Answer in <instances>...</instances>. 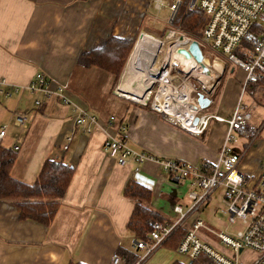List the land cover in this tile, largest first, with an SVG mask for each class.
I'll list each match as a JSON object with an SVG mask.
<instances>
[{
  "label": "crops",
  "instance_id": "crops-1",
  "mask_svg": "<svg viewBox=\"0 0 264 264\" xmlns=\"http://www.w3.org/2000/svg\"><path fill=\"white\" fill-rule=\"evenodd\" d=\"M149 11L151 0H0V131L6 126L0 145L17 153L11 175L33 184L48 159H62L74 167L50 225L21 219L17 206L0 199V264H110L121 248L136 253V264L143 250L135 247L137 239L127 228L135 207V200L124 193L131 179L152 190L151 206L166 219L176 217L175 204L185 209L191 205L190 181L175 180L157 159L136 170L135 163L122 165L107 155L104 141L120 135L121 125L126 127L122 135L131 146L158 159L175 158L198 166L217 161L226 122L211 119L204 133L192 135L150 107L128 104L137 99L117 88L118 95L115 73L98 66L88 55L103 47L111 36L134 39L143 30ZM146 36L143 32L137 41ZM206 57L221 78L218 85L223 83L216 100L212 94L217 87L209 94V111L229 117L239 99L244 73L222 58ZM39 71L46 74L54 91L64 89L69 102L54 92L41 106L36 105L40 94L28 86ZM243 103L254 115L256 107ZM80 111L98 118L90 134L76 126ZM17 113L29 115L27 125L15 123ZM263 154L264 142L259 141L241 162L252 179L261 172ZM193 218L181 229L186 231ZM205 223L208 228L200 230L201 238L229 253L216 232L235 231L237 227L227 219L223 229ZM167 240L138 264L192 262L178 251V244ZM255 257L256 253L249 250L240 260L248 264Z\"/></svg>",
  "mask_w": 264,
  "mask_h": 264
},
{
  "label": "built area",
  "instance_id": "built-area-1",
  "mask_svg": "<svg viewBox=\"0 0 264 264\" xmlns=\"http://www.w3.org/2000/svg\"><path fill=\"white\" fill-rule=\"evenodd\" d=\"M185 4L188 9L199 6L207 17L200 38L196 39L201 43L205 57L209 54L224 59L231 68L241 69L244 78L239 99L229 117L211 113L209 107L200 106L199 93L202 92L210 97L209 94L215 87H208L201 81L202 88L195 90L188 82V76L180 71L179 62L169 61V66L167 67L165 63L161 71L169 74L164 83L170 87L171 92L175 91L174 95L163 90L161 83L163 76L159 75L155 82L158 86L155 89L150 88L147 100H136L139 104L162 114L192 135L204 133L211 119L226 122L227 129L217 161L213 164L205 162L198 166L196 163L175 158L158 159L129 144L127 138L122 135L126 128L125 125L120 126V135L108 137L104 141L105 152L117 163L122 165L135 163L136 170H139L146 161L157 159L163 170L175 180L187 179L193 186L189 193L192 203L188 208L185 209L182 205L175 204L176 217L174 219L152 220L150 240L135 241V247L143 250V255L136 264L148 257L177 229L186 225L193 216L179 244L180 253L191 260L204 253L212 259L214 264H244L240 260V255L250 250L256 253V257L248 264H264V154L261 160V172L255 179H252L241 167L246 153L258 145L262 131L261 124L255 121L252 111L246 109L241 97L247 90L253 92L254 85L264 83V0H189L187 3L186 0H151V7L165 14L164 18L154 16L153 19L167 25L166 35H177L185 39V43L176 45L177 48L187 46L195 39L184 33L181 35L177 33L180 26L176 19ZM143 32L142 30L140 35ZM176 77L180 80L179 83ZM2 84L3 82L0 81V92H3ZM185 86H190L189 96L183 93ZM28 89L40 94L35 101L37 106H41L43 99L50 98L54 92L65 102H69L64 89L58 87L54 91L51 88V81L42 71L35 74ZM177 113L183 118L173 119L172 116H176ZM115 119V116H111V121ZM28 121V114H16L15 123L17 125L25 126ZM97 122V116L86 111H80L75 119L79 131L87 134L93 131ZM5 134L6 126L0 131V137ZM71 139L72 137H69L68 142ZM68 146L69 143L65 144V148ZM220 187L224 190L221 210L227 221L237 227L235 231L216 232L217 239L229 250V253L218 250L204 241L199 234L202 228H208V226L197 213ZM110 264L128 263L123 255L115 253Z\"/></svg>",
  "mask_w": 264,
  "mask_h": 264
},
{
  "label": "trees",
  "instance_id": "trees-1",
  "mask_svg": "<svg viewBox=\"0 0 264 264\" xmlns=\"http://www.w3.org/2000/svg\"><path fill=\"white\" fill-rule=\"evenodd\" d=\"M188 0H186V3ZM176 22L181 30L195 39L201 36L202 28L207 17L199 6L188 9L187 4L181 8ZM135 39H122L111 36L103 47L88 53L92 61L117 76H120ZM17 157L16 151L0 145V199L17 206L21 219H32L45 225H50L61 207L64 197L74 175V167L62 159H48L33 184L25 183L11 175V169ZM124 193L135 200V207L130 216L127 228L137 240H150L152 220H166V218L151 206L152 190L145 184L131 179L126 185ZM186 231L177 229L167 240L180 244ZM133 264L136 253L123 250L118 251ZM70 264H81L71 262ZM190 264H214L212 259L202 253Z\"/></svg>",
  "mask_w": 264,
  "mask_h": 264
},
{
  "label": "rangeland",
  "instance_id": "rangeland-1",
  "mask_svg": "<svg viewBox=\"0 0 264 264\" xmlns=\"http://www.w3.org/2000/svg\"><path fill=\"white\" fill-rule=\"evenodd\" d=\"M181 10H180V12H181ZM164 15H165L164 13H160L158 11H155L153 9V7H151V11L148 12V14L145 17V21L143 23V31L145 32V34L147 36L145 39L142 38V40H139V41L145 42L146 45H148L152 48H156V46L158 44L162 43L161 46L159 48H157V50H158L157 51V57H156L155 62H154V65H155L154 67L158 68L160 71L163 70L162 67H164L165 63H167V67L169 66L170 60H168L166 58V56H167L170 48L176 43L175 38L177 36V35H172V36L166 35L167 25L161 21L156 22L155 19H153L154 16H157L159 18H162V17L164 18ZM140 33H141V30H139L138 33L136 34V36L134 37V39H135L134 45H133L131 51L129 52V55H128L127 60H126L125 65H124V68H123L120 76L118 77L117 84L115 85L114 90H116L121 84V79H122V75H123L125 66L127 65V62L129 60V56L132 53V50L136 44L137 39L139 38ZM177 33H178V35H181L182 33L189 35L184 30H181V29L177 30ZM159 38H161V40ZM207 55L209 56V54H207ZM209 62L212 64V61H209ZM187 76H188L187 77L188 82L191 83V85L195 88V90H200L202 88V84H201L202 82L199 80L197 73L192 72L191 74H189ZM149 82L152 83V81H150V80H149ZM212 83H213V81H209L206 85L208 87H212ZM218 83L216 84V86H214V87H217V89L212 94L214 100H216L219 92L223 88V83H220L219 85H218ZM257 85H255L256 90L253 89V92L250 90H247L242 95L241 99H242V102L247 101V103L250 105V107H252V108L256 107V109H253L255 120H257V122L260 123L262 126V128H261L262 131H261V134L259 136L258 142L259 141L264 142V83L257 84ZM157 86H158V83H154L151 86V88L155 89V88H157ZM123 93H125V92H123ZM125 94H127V93H125ZM127 95L131 98L134 97L133 95H130V94H127ZM125 98H128V97H125ZM129 103H138V102L136 100H129L128 104ZM208 109H210V106ZM211 111H212V109H211ZM222 191H223V187H220L218 190H216L213 193V195L211 196V198L207 201V203L203 206V208L205 207V209L199 211L201 213V216H200L201 219H203L204 221H207L208 223H210L214 227L220 228V229L224 228L223 223L226 222V216L221 210L222 209V203H221L220 195H221Z\"/></svg>",
  "mask_w": 264,
  "mask_h": 264
},
{
  "label": "bare ground",
  "instance_id": "bare-ground-1",
  "mask_svg": "<svg viewBox=\"0 0 264 264\" xmlns=\"http://www.w3.org/2000/svg\"><path fill=\"white\" fill-rule=\"evenodd\" d=\"M171 36V35H169ZM140 37V36H139ZM171 38V37H170ZM161 40V38H159ZM176 44L172 46L166 56V58L173 63H178V58L175 57V51L177 49L176 45H182L185 43V39L176 36L175 38ZM162 44V43H161ZM161 44H158L156 48H152L145 44V42L137 41L134 49L132 50V53L129 57V60L127 62L126 68L123 72L121 84L118 87V91L121 93L125 92L130 95H134V98H136L138 101H145L147 100V97L150 93V88L158 79L159 75L163 76V79H161L162 87L165 92L170 93L171 95H174L175 91L171 92L170 87L164 83L167 76L169 74H166L167 72H161L158 70V68H155L154 62L157 57V48L161 46ZM190 44V42H189ZM189 44L187 46H179V47H185L188 49ZM159 58V57H158ZM200 66L198 65L192 72H195L198 74V77L200 81L207 84V81L209 77L200 70ZM177 83L180 82V80L176 77L175 78ZM152 81V83L149 82ZM184 94L190 95V86H185L183 90ZM115 92L120 95L117 92V89ZM122 96V95H121ZM173 119H182V115L179 113L176 114V116H172Z\"/></svg>",
  "mask_w": 264,
  "mask_h": 264
},
{
  "label": "water",
  "instance_id": "water-1",
  "mask_svg": "<svg viewBox=\"0 0 264 264\" xmlns=\"http://www.w3.org/2000/svg\"><path fill=\"white\" fill-rule=\"evenodd\" d=\"M174 55L179 60L180 71L186 75L191 74L199 65L202 72L210 78V81H213L212 87L220 81L221 78L216 75L214 69L210 66V62L208 58L205 57L201 43L198 40L193 39L188 49L185 47H178ZM198 102L202 108H208L211 105V98L200 92L198 95Z\"/></svg>",
  "mask_w": 264,
  "mask_h": 264
}]
</instances>
